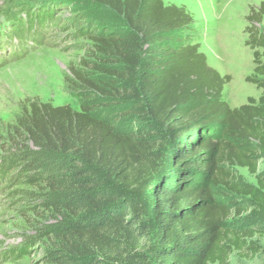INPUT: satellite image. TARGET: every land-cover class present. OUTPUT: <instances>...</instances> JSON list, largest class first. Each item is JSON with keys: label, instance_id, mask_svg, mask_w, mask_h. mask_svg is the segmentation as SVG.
Returning <instances> with one entry per match:
<instances>
[{"label": "trees", "instance_id": "trees-1", "mask_svg": "<svg viewBox=\"0 0 264 264\" xmlns=\"http://www.w3.org/2000/svg\"><path fill=\"white\" fill-rule=\"evenodd\" d=\"M86 1L126 29H95L94 59L69 66L79 110L27 99L9 133L13 165L44 219L35 224L41 264L251 257L252 237L264 232L248 221L264 218V1L249 7L244 28L254 65L245 81L261 94L237 107L222 97L231 76L207 63L185 6Z\"/></svg>", "mask_w": 264, "mask_h": 264}, {"label": "rangeland", "instance_id": "rangeland-1", "mask_svg": "<svg viewBox=\"0 0 264 264\" xmlns=\"http://www.w3.org/2000/svg\"><path fill=\"white\" fill-rule=\"evenodd\" d=\"M261 1L163 0L185 6L192 14L195 41L207 63L231 76L222 90L231 107L247 103L249 97L257 100L261 94L245 81L254 65L252 50L244 44L245 16L251 5ZM259 27L264 28V16ZM104 28L122 32L126 26L112 11L86 0H0V264H41L43 252L35 224L44 219L32 210L35 189L24 182L11 159L12 125L27 99L79 110V97L68 80L69 66L82 58L94 59L88 37ZM237 170L246 182L256 184L255 174L247 168ZM257 172L264 173V160ZM248 221L264 225L260 216ZM252 240L257 252L251 257L233 252L230 264H264V232Z\"/></svg>", "mask_w": 264, "mask_h": 264}]
</instances>
